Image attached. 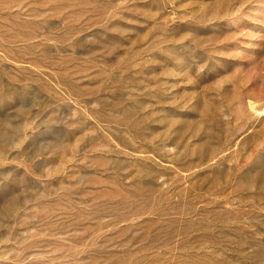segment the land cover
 I'll use <instances>...</instances> for the list:
<instances>
[{"label": "rangeland", "instance_id": "obj_1", "mask_svg": "<svg viewBox=\"0 0 264 264\" xmlns=\"http://www.w3.org/2000/svg\"><path fill=\"white\" fill-rule=\"evenodd\" d=\"M0 264H264V0H0Z\"/></svg>", "mask_w": 264, "mask_h": 264}]
</instances>
